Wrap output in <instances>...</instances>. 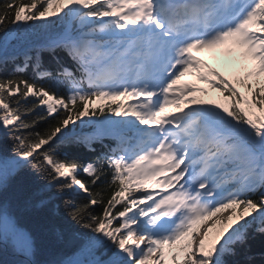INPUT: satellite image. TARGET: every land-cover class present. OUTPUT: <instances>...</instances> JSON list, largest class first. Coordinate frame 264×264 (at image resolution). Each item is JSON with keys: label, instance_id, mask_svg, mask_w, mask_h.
<instances>
[{"label": "snow or ice", "instance_id": "snow-or-ice-1", "mask_svg": "<svg viewBox=\"0 0 264 264\" xmlns=\"http://www.w3.org/2000/svg\"><path fill=\"white\" fill-rule=\"evenodd\" d=\"M0 33V72L12 65L0 76V193L31 171L72 231L68 254L38 261L0 203V248L22 258L14 264H253L250 238L264 236V0H0ZM218 49L231 78L193 54ZM212 93L220 99L203 98ZM95 145L106 151L83 164L61 151Z\"/></svg>", "mask_w": 264, "mask_h": 264}, {"label": "trees", "instance_id": "trees-1", "mask_svg": "<svg viewBox=\"0 0 264 264\" xmlns=\"http://www.w3.org/2000/svg\"><path fill=\"white\" fill-rule=\"evenodd\" d=\"M29 31L33 32L32 29ZM2 35L3 33H0V36ZM45 35V33L37 30L33 32V39L43 38ZM17 47L19 48V46ZM8 51L11 54L13 49L9 48ZM22 59L21 57V61L18 63L22 62ZM42 59L45 68L52 70L57 68V61L48 53H43ZM60 62L69 67L73 66L72 62L62 53L60 54ZM11 71L12 65L9 64L5 71L0 72V76H7ZM26 75L30 79L35 78V73L31 68L28 69ZM241 90L243 91V89ZM48 126L47 123H42L39 130L43 131ZM95 147L97 148L96 152H90L83 147L79 149L63 148L61 151L67 153L69 160L75 159L83 164L94 159L101 151L105 150L99 145H95ZM10 153L11 147L4 146L3 154L9 155ZM40 199L48 200L46 207L36 206V202ZM0 203L7 207L18 226L33 238L37 249L36 260L43 262L70 252L72 231L63 212V206L54 194L49 193L44 188V181L31 171L24 170L10 180L6 191L0 193ZM58 230H63L67 234V241L62 242L56 239ZM248 248L253 258V264H264V236L256 234L250 238ZM20 259L22 258L14 255L10 248H0V264H14ZM229 259L243 260L244 257L238 256Z\"/></svg>", "mask_w": 264, "mask_h": 264}, {"label": "rangeland", "instance_id": "rangeland-1", "mask_svg": "<svg viewBox=\"0 0 264 264\" xmlns=\"http://www.w3.org/2000/svg\"><path fill=\"white\" fill-rule=\"evenodd\" d=\"M217 58H219L221 62H218L217 59H216V60L213 62V63L215 64V66H216L217 68H219V69L222 68V69L224 70L223 72H224L225 75L228 74L229 70H226V68L224 67V64L227 63V62L224 61V59H223V58H220L219 56H218ZM200 87H202V86H200ZM218 96H219V94H215V93H213V95L205 96V97H203V98H204L205 100H208V99H217ZM228 214H230V210H229V212H226V213L224 214L225 217H226ZM212 223H213V221H212V220H209V221H208V226H211ZM169 264H171V261H169Z\"/></svg>", "mask_w": 264, "mask_h": 264}]
</instances>
